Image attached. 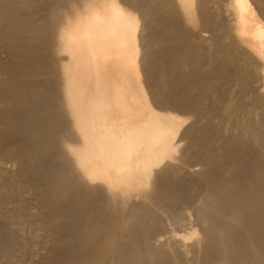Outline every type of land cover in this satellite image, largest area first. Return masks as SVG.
I'll return each instance as SVG.
<instances>
[{
  "label": "bare ground",
  "instance_id": "6f19581e",
  "mask_svg": "<svg viewBox=\"0 0 264 264\" xmlns=\"http://www.w3.org/2000/svg\"><path fill=\"white\" fill-rule=\"evenodd\" d=\"M213 1L142 0L140 3L144 4L145 10L141 6L142 11L139 8L141 13L137 15L129 9L135 8L130 6L133 0H0V263L3 258L6 259L5 264H17L18 259L23 263L28 251L25 246L32 239L46 240L49 250L47 254L44 252L46 255L39 262L29 264H264V168L260 169L264 165V157L252 152L257 147L254 144L261 147L264 144V130L254 141V137L249 135V128L253 126L250 120H247L242 136L233 135L226 140L227 144L224 143V149L219 147L223 149L222 154L215 151V155V147L205 144L204 163L210 166V170L218 171L225 163L234 165L235 170L227 174V180L223 179L230 185L214 181L211 177L207 186L211 195L221 203L209 199L210 196L207 198L211 202L205 201L209 202L211 213H207L205 202L206 211L200 206L195 209L196 220L200 222L198 227L207 224L202 235L192 227L186 228L190 224L182 215V219L185 217V224L181 221L182 226L177 220L180 226L175 223V230V227L173 230L167 227L171 231L166 230L163 235L157 232L158 236L147 238L148 225L152 230L157 223L154 218L158 215L157 212H154L156 215L153 213L155 217L150 214L154 211L151 203H157L161 192L169 195L168 190L173 187L169 177L172 178L175 171L171 166L175 165L176 156L182 153L178 151L184 149L181 145L182 149L178 150L180 144L177 141L183 124L171 110H183L188 99L191 103V98L197 100L201 95H191L186 99L189 94L185 96L184 93L190 89L188 86L183 94L180 92L179 89H186L185 85L197 83L187 74L176 71L181 66L173 68L179 76L173 74L172 69L169 74L176 77L174 81L178 79L176 81L180 82L181 78L184 87L173 82L174 77L167 74L166 69L165 72L163 69L150 72V78L143 79L141 63L150 50V44L143 42V31L140 32V28L145 26L142 23L144 17L150 12H156L154 15L162 12L164 15H161H167L172 21L168 24L173 29L174 25L178 27L174 33L181 29L186 31L184 37L181 32L176 33L183 38L179 35L172 38V28H165L163 34L156 28L163 35L157 38L155 29L161 59V55L171 49L188 57L197 47V43L195 46L193 42L191 44L192 37L190 43L186 42L190 35L194 33L193 38L197 35L201 41L203 31H197L195 20L199 10L201 23L205 24L202 26H207L206 29L212 30L211 34L215 36L212 39L218 48L217 58L224 68L220 72L222 81L228 84L235 82L241 99L233 106V111L246 109L248 101H244L245 105L242 100L248 96L252 99L248 113L252 109L260 110L264 120V0H228L222 8L211 7ZM70 3L76 4L73 5L77 7L75 16L66 26L61 25L56 33L55 19L63 9L66 13L72 11ZM158 19L152 21L150 17L151 22ZM153 24L149 22L150 26ZM187 31L191 33L189 36ZM204 32H207L206 36L209 34ZM168 37L172 38L170 43ZM181 38L186 41H181ZM210 55L206 56L211 58ZM173 58L174 62L176 58ZM210 60L212 62V58ZM200 62L198 59L199 65ZM157 64L153 63L151 71ZM168 76L173 77L172 80ZM164 77L167 80H161ZM150 82L154 84L153 91ZM198 85L202 86L201 83ZM196 86L192 89L195 90ZM201 86L199 89L197 86L199 91ZM227 87L221 96L225 97ZM152 93L159 95L158 101ZM209 93L213 92L207 91V97ZM190 103L185 105V110ZM158 104L166 108L163 111L170 109L171 113L169 110L165 113L158 111ZM196 104L195 101L189 107ZM210 111L206 112L208 126L212 125L211 116L217 115V108ZM214 128L212 125L209 130L220 132L219 127ZM237 142H242V146L232 144ZM179 157L183 159V156ZM245 162H250L251 166ZM190 189L187 195L192 191ZM187 195L184 194L185 197ZM201 198L203 196L200 195ZM184 199L180 203H184ZM159 201L156 206L161 204ZM160 206L157 207L162 214ZM149 214L152 220L148 225L139 223L135 229L129 230V224L143 222ZM227 219H234L235 223ZM162 227L166 229V226ZM37 245L34 246L37 248Z\"/></svg>",
  "mask_w": 264,
  "mask_h": 264
},
{
  "label": "rangeland",
  "instance_id": "374dc122",
  "mask_svg": "<svg viewBox=\"0 0 264 264\" xmlns=\"http://www.w3.org/2000/svg\"><path fill=\"white\" fill-rule=\"evenodd\" d=\"M134 2H131L130 3V6H134L135 8H129L131 11H133V12H135V14H137V15H139L141 12H140V7L142 6V8H143V10H145L144 9V4H142L141 5V3L140 2H142V0H139V1H137V0H133ZM221 1V2H220ZM227 1L228 0H215V1H213L214 2V4L211 6V7H223L224 5H226L227 4ZM138 2V4H136ZM220 2V3H219ZM252 2V1H251ZM140 3V4H139ZM144 3V2H143ZM218 5H217V4ZM222 3V4H221ZM224 4V5H223ZM73 5H76L75 3H70V7H71V9H72V11L70 12V13H66V10H62V12H60V15L55 19V22H54V27H55V29H56V33H57V30L58 29H60V27H61V25H64V26H66L67 25V22L68 21H70L71 19H73L74 18V16H75V13H76V11H77V7H73ZM155 6V5H154ZM138 8V9H137ZM140 8V9H139ZM197 9H199V7L197 6L196 7ZM196 9V10H197ZM209 9V8H208ZM136 10H138V11H136ZM141 11H142V9H141ZM197 12V13H196ZM195 13H196V15H195V20L197 21L196 22V24H197V31L198 32H202L201 33V35L204 37V36H206V33L207 32H204V31H208V35L206 36V37H201V35H200V38H201V41L199 40V38H198V40L196 41V36H194V38H193V34H191V33H189L188 34V31H187V35L189 36L190 34V37L187 39V41H186V39L185 40H183L182 38L184 37L183 35H185L186 34V31L185 30H180L179 32H176V33H180V34H182V36L180 35V34H177V36L180 38V36L182 37L181 38V41L183 40V41H186V42H188V43H190V40H191V44H192V42H193V44L195 43H197L196 45H197V47H194V49L192 50V51H194V54H192L191 56H192V58H194L195 60H192V58H191V56H188V57H184V56H182L181 55V53L179 54V52H176V51H172V49L169 51H165V53L168 55V58H167V55L166 54H163V55H161V57H162V59L160 58V53L158 52L159 51V47H160V45L158 44V39H156V37L157 36H160L161 38L163 37V35L161 36L160 34H159V29L160 30H162V31H160L162 34H163V32H165L164 31V29L165 28H167V29H170L171 30V28L173 29V26L171 27L170 26V24H171V22L172 21H170V20H168V19H170L167 15H166V17L165 16H163L164 15V13H157L158 15H154V13H156V12H152V14H150L149 12H147V13H149V16L151 17V20L152 21H154L155 19H158V21L160 22H158V21H156V22H151V20H150V17L149 16H146V17H144V19H143V22H142V20H141V22L145 25L144 26V29L142 28H140V32L141 31H143V32H141V34H143V42H144V44H145V42H146V44L145 45H149L150 44V46H148V49H150V50H152L151 52H150V50H148V54H146V56L144 55V57L146 58V59H143V61H142V63H141V69H142V71H143V79L144 80H146L147 78H150V72H152L153 73V71H156L157 69H159V70H161V71H163L164 69H166V71L168 72L167 74H169V72H172V71H169V70H173V74L175 73V69L177 68V67H185L184 69H182L181 67H180V71L178 70V69H176V71H178L179 73L181 72L183 75H185V74H187L186 76H188L190 79H192V81H196L197 83H194V85H192L191 83H189L188 85H185V83L183 84V83H181L182 82V80H181V78H179V81L180 82H177L178 81V79H176L175 81H174V79L176 78V77H174L173 75H170V74H172V73H170L169 75L170 76H173V77H170V76H168L169 77V79L170 80H172L171 78H173V82H175L176 84H181V86H183L184 87V85L186 86V89H184V88H182V91H181V89H179L180 90V92L182 93L184 90H187V86H188V88H190V89H188L187 90V92L185 91V96H186V93L187 94H189V95H187V97H186V99L188 98V97H192L193 95L196 97V96H198L199 97V95H201L199 98H196L197 100H195L194 98V100H192V98L190 99L191 100V103H190V101H189V99L187 100L188 102H186V100H185V97L182 95L181 97L182 98H184V100H185V102H186V104L187 103H190V104H188V107H189V105H194L195 104V101H196V103H198V104H196L195 106H190L189 107V109H188V107L186 108V110H185V105L183 106L184 107V109L182 110H178V109H176V111H174L173 109L171 110L172 111V113L174 114V115H176L177 117H179L180 119H181V122H182V130H180L179 132V134H178V137H177V141H178V143L180 144L179 146H180V148H178V150H180V149H182V147H181V145L182 146H184L183 148L184 149H182L183 151H178V152H182V153H180L181 155H177L176 156V162L174 163L177 167H175V168H173V166H175V165H173V166H171L172 167V171H176L177 173H175V171L174 172H172V173H174V174H172L171 172H170V174H172V178H170L169 177V179H171V182H170V185L171 186H173L172 187V191H173V188L175 187V189H174V191H173V194H171L172 192H171V190H168V193H169V195H167L166 193H163V195H162V192L160 193V197H159V199L157 200V203H158V201L160 200V201H162L161 202V204L159 203L158 205H161L162 207H164V209H165V206L167 207V209H163L161 206H160V210L162 211V214H165V212L167 213V211H168V214L166 215L165 214V216L164 215H162L161 213H159L160 211H158L159 210V208L156 206V204L157 203H154L155 201H153L152 203H151V208H152V210H154V211H151V215H153L154 217H155V215L158 213V215H156V217L157 216H164L163 217V219H165L164 221H163V219H161L162 218V216L159 218V217H153L154 219H155V221L157 222L156 223V225H154L155 227L151 230V228H150V224L148 225V223H149V221L150 220H152V217H150V214L147 216V218L145 217L144 219H143V222L141 223L140 221H136V222H134L133 224H129L128 225V227H129V230H133V229H135L137 226H139V223H140V225L141 224H146V225H148V228H149V230H151V231H149L148 230V236H147V238L149 239V238H152V237H154L155 235H159V234H157V232L158 233H160V235H163V233H165V232H167L169 229H171V230H173V228H174V230L177 228V226H180L179 224L181 223V226H182V222H184V218L185 217H187V221H185V222H187V224H190V225H187V227L186 228H189V227H192L194 230H196L197 232H199L198 234L199 235H202V229H204V227H205V229L207 228V224H203V225H200L199 227H198V225H199V221H197L198 219H197V215H196V210L198 209V206H200L199 208H201L202 210H204V211H206L207 210V213H211L210 212V206H209V202L208 201H210L211 202V200H208V198L207 197H210L209 199H213V200H216L217 202L219 201L220 203H221V200H219L218 198H214L212 195H211V190H210V188L208 187L209 186V182H210V179H211V177H212V180H214V181H216V180H218V181H221V182H223L225 185H230V183H229V181H224L223 179H225V177H227V174L228 173H230V172H232L233 171V169L235 170V167H234V165H228V164H226L225 163V166H223V167H221V169H218V171L217 170H210V166L208 167L207 165H205V163H204V155H205V151H206V149H205V147L209 144L210 146H213V148H214V152L216 151H219V152H217L218 154H222V151H223V149H224V146H225V144L224 143H226L227 144V142H226V140H228L229 139V137H231V136H233V135H236V136H242L243 135V128H245L246 126H247V120H250L251 121V123H252V127H250L249 129H250V131H249V135L250 136H252V137H254V141H255V137L256 136H258L259 135V132L261 131V130H264V125H262V121H264L263 119H262V114L260 113V110H255V109H252L253 111L252 112H250V113H248V110L249 109H251V106H250V104H251V101H252V99L250 98V97H245V100H242L243 101V103L245 104V102L244 101H248V102H246V104H248V105H246L247 106V110L246 109H243V110H240V111H233V106H235V104H236V102L237 101H239V100H241L240 99V97H239V95H237V91H236V86H235V82H234V84H232L233 83V81H231V82H229V84H228V82H224V80L222 81V77H221V73L223 72V66H221V63H220V61H218L219 59V57L217 58V53H218V48H217V46H216V44H215V40L214 39H212L213 37H215L214 35H213V33L211 34V32H212V30H207L206 28H207V26L204 28L203 26H202V24L203 25H205L203 22L201 23V19H200V17H199V10H197ZM147 13H146V15H147ZM161 14H163V15H161ZM151 15H153L154 17H152ZM148 17V18H147ZM154 19V20H153ZM161 19H162V21H161ZM166 19V21L167 22H164V20ZM148 20H150L149 22H150V24H153L154 25V28H152L153 27V25H149V22H148ZM147 21V22H146ZM158 22V23H157ZM162 22V23H161ZM170 22V24H168ZM200 22V23H199ZM141 23V24H142ZM147 23H148V25L152 28L151 29V31H149V26L147 25ZM157 25H156V24ZM165 23V27H163V24ZM143 24H142V26L141 27H143ZM170 26V28L169 27H167L168 25ZM172 25H173V23H172ZM147 26V27H146ZM156 26V27H155ZM160 26V27H159ZM200 26V27H199ZM175 27H177V26H175L174 25V29H173V31H171L172 32V38H174L173 36L175 35L176 36V33H174L176 30H178L177 28H175ZM158 30H157V29ZM163 28V29H162ZM201 28V29H200ZM146 29V30H145ZM148 29V30H147ZM155 29L158 31H155ZM180 29V28H179ZM145 30V31H144ZM153 30V31H152ZM145 32V33H144ZM152 34H151V33ZM154 32L156 33V37H155V34H154ZM182 32H184V33H182ZM196 34V33H195ZM210 35V36H209ZM144 36H146L145 38H144ZM148 36H151V38L150 37H148ZM176 36V37H177ZM154 37V38H153ZM165 37V36H164ZM186 37V36H185ZM192 37V38H191ZM147 38V39H146ZM152 38L154 39V44L156 43V46L153 44L152 45ZM157 38H159V37H157ZM167 37H165V39H166ZM172 38H169L168 37V42L170 43V41L169 40H171ZM191 38V39H190ZM190 39V40H189ZM193 39H195L194 41H196V42H194V41H192ZM210 40V41H209ZM200 41V42H199ZM223 41L226 43V41L223 39ZM211 42V43H210ZM148 43V44H147ZM201 43V44H200ZM192 44V45H193ZM195 44H194V46H195ZM206 44V45H205ZM209 44V45H208ZM210 44H211V46H210ZM159 45V46H158ZM188 45H190V44H188ZM203 47H202V46ZM154 46L156 47V48H154ZM191 46V45H190ZM193 47V46H192ZM192 47H190V48H192ZM199 47H201V48H199ZM196 48H197V50H196ZM203 48V49H202ZM156 49V50H155ZM198 49H200V50H198ZM212 49V50H211ZM214 49V50H213ZM211 50V51H210ZM190 51V50H189ZM192 51H191V53H192ZM204 51V52H203ZM207 51V52H206ZM168 52H172V53H168ZM202 52V54H200V53ZM211 52H213V53H211ZM154 53H156V54H154ZM177 54V56H178V59H177V56H176V54ZM151 54V55H150ZM153 54V55H152ZM200 54V55H199ZM205 56H204V55ZM211 54V55H210ZM156 55V56H155ZM175 55V56H174ZM204 56V58H203V56ZM211 56V58H212V62H211V58H209V57H207V56ZM212 55H214V57H212ZM152 56V58L150 59V57ZM166 56V57H165ZM171 56H172V58H171ZM143 57V58H144ZM156 57H158V58H156ZM164 57V58H163ZM173 57H175L178 61H176V59L174 60V62H173V60L172 59H174ZM191 59H190V58ZM154 58H156V59H154ZM171 58V59H170ZM181 58V59H180ZM185 58V60H183ZM186 58H189L190 59V61H189V59L187 60ZM203 58V59H202ZM198 59H199V61L201 60V62H200V65H199V63H198ZM208 59V60H207ZM217 59V60H216ZM146 60V61H145ZM161 60V61H160ZM163 60V61H162ZM168 60H171L170 62L168 61ZM182 60V61H181ZM150 61H151V63H150ZM158 61V62H157ZM181 61V62H180ZM195 61H197V62H195ZM155 62V64H157L156 66V69L154 70L153 69V67H152V71H151V66H153V63ZM157 62V63H156ZM169 62V63H168ZM182 62H184V63H182ZM192 62H194L195 64H192ZM202 62H203V64H202ZM161 63L163 64L162 66H161ZM178 63V65L176 66V64ZM181 63V64H180ZM188 63V64H187ZM198 63V64H197ZM216 63V64H215ZM245 64H246V62H244ZM144 64V65H143ZM164 64H166V65H164ZM187 65V66H186ZM198 67H197V66ZM247 65V64H246ZM172 68H171V67ZM220 66V67H219ZM164 67V68H163ZM166 67H170V68H166ZM216 67V68H215ZM173 68H175V69H173ZM222 68V69H221ZM163 69V70H162ZM145 70V71H144ZM219 70V71H218ZM222 70V71H221ZM185 71V72H184ZM217 71V72H216ZM148 72V73H147ZM164 72H165V70H164ZM187 72V73H186ZM196 74H195V73ZM214 72V73H213ZM221 72V73H220ZM177 73V72H176ZM175 73V75L176 76H179V75H177ZM178 73V74H179ZM188 73H192L191 75L190 74H188ZM213 73V74H212ZM220 73V74H219ZM190 75V76H189ZM192 75H193V78H192ZM196 75V76H195ZM218 76V77H217ZM167 77V76H166ZM166 77H164V78H161V80H163V79H166ZM197 77V78H196ZM195 78V79H194ZM199 78V79H198ZM168 79V80H169ZM149 80V79H148ZM156 80V79H155ZM167 80V79H166ZM198 80V81H197ZM213 80H214V82H213ZM221 80V81H220ZM157 81V80H156ZM158 81H160V78H158ZM165 81V80H164ZM200 81V82H199ZM226 81V80H225ZM151 84L150 85H152L153 86V89H152V87L150 86L149 88L150 89H152V91L154 90V84L152 83V82H150ZM199 83H201L202 84V86L201 85H198ZM227 83V84H226ZM183 84V85H182ZM195 84H197V86H198V89H199V86H201V88H200V91L197 89V86L195 85ZM224 86H223V85ZM158 85V84H157ZM191 85V86H190ZM190 86V87H189ZM195 87L196 86V88H195V90L194 89H192V87ZM212 86V87H211ZM226 86H228L227 87V93H226V95H225V97H227L226 98V100H225V97L224 96H221V95H223L222 94V91L224 90V88H226ZM229 86H230V88L231 89H234V90H231V89H229ZM193 87V88H194ZM148 88V90L149 91H151L150 89ZM214 88V89H213ZM192 89V90H191ZM205 89V90H204ZM207 89V90H206ZM218 89H219V91H218ZM211 91V92H213L212 94H210V95H208L209 97H207L206 95L207 94H205V93H207V91ZM151 91V92H152ZM205 93H204V92ZM216 91V92H215ZM231 93V94H229V92ZM233 91H234V93H233ZM236 91V92H235ZM162 92V93H161ZM180 92L178 93V94H180ZM190 92V93H189ZM196 92V93H195ZM160 93L161 94H163V95H166L165 94V91H162V90H160ZM182 93V94H183ZM192 93V94H191ZM215 93H217V94H215ZM153 94V93H152ZM155 94V93H154ZM153 94V96H154V99L156 100V101H158V99L157 98H160L159 97V95L157 96V94H155L154 95ZM160 94V95H161ZM204 94V95H203ZM219 94V95H218ZM228 94V95H227ZM181 95V94H180ZM192 95V96H191ZM217 95V96H216ZM156 96V97H155ZM162 96V95H161ZM193 96V97H194ZM206 96V97H205ZM216 96V97H215ZM238 96V97H237ZM222 97V98H221ZM234 97V99H232ZM236 97H237V99H236ZM181 98V99H182ZM203 98V99H202ZM224 98V99H223ZM231 98V99H230ZM248 98H249V100H248ZM202 99V100H201ZM230 99V100H229ZM244 99V98H243ZM183 100V99H182ZM218 100L221 102H218ZM234 100V101H233ZM236 100V101H235ZM192 101H193V103H192ZM211 101V102H210ZM225 101V102H224ZM184 102V101H183ZM184 102V103H185ZM230 102V103H229ZM211 103H213V105L215 106L214 108H213V105L211 104ZM202 104V105H201ZM159 105V104H158ZM155 106H157V103H156V105ZM161 106V107H160ZM197 106H199L198 108H197ZM210 106V107H209ZM250 106V107H249ZM158 107H160V108H158ZM158 107H156L157 108V110L158 111H160V112H163V113H165V112H167L168 110H169V112H170V109H168L167 111H163L164 109H166V108H163V106L162 105H159ZM193 107H195L197 110L200 108V110L199 111H197V110H194V108ZM208 107V108H207ZM249 107V108H248ZM162 108V109H161ZM202 108H204V109H202ZM210 108V109H209ZM215 108H217V112H216V116L213 114V116H211V122H212V125H213V127H215V128H218L219 129V133H215V132H211L209 129H212V125H210V126H208L207 125V113H210L211 111L210 110H214ZM229 108H231V110L229 109ZM191 110V111H190ZM204 110V111H203ZM175 113H174V112ZM180 111V112H179ZM194 111H197V113L195 112L194 113ZM201 111V112H200ZM203 111V112H202ZM210 111V112H209ZM255 111V112H254ZM168 112V113H169ZM189 112V113H188ZM201 114H200V113ZM207 112V113H206ZM236 112V113H235ZM258 112V113H257ZM171 113V112H170ZM231 113H233V114H231ZM246 113H247V115H246ZM253 113H254V115H253ZM195 114V115H194ZM198 114V115H197ZM221 114V115H220ZM225 114V115H224ZM260 114V115H259ZM179 115V116H178ZM210 115V114H209ZM220 117H219V116ZM237 117H236V116ZM221 116H223V117H221ZM228 116V117H227ZM241 116V117H240ZM246 116H248V117H246ZM194 118V120H192ZM205 118V119H204ZM233 118V119H232ZM243 118V119H242ZM184 119V120H183ZM262 119V121H260ZM186 120V121H185ZM214 120V121H213ZM255 120V121H254ZM193 122V123H192ZM197 122V123H196ZM200 122V123H199ZM218 124H217V123ZM219 122H221V123H219ZM224 122H226V124L224 123ZM228 122V123H227ZM261 122V123H260ZM224 123V124H223ZM260 123V124H259ZM201 124V125H200ZM206 125V126H205ZM225 125V126H224ZM234 125V126H233ZM255 125V126H254ZM258 125V126H257ZM222 126H223V128H222ZM238 126V127H237ZM240 126H241V128H240ZM208 127V128H207ZM227 127V128H226ZM263 127V128H262ZM214 128V129H215ZM255 129V130H254ZM222 130V131H221ZM253 130V131H252ZM258 130V131H257ZM196 131V132H195ZM203 131V132H202ZM237 131V132H236ZM198 132V133H197ZM210 134H209V133ZM223 132H224V134H223ZM236 132V133H235ZM188 133V134H187ZM202 133H204V134H202ZM258 133V134H257ZM212 134V135H211ZM219 134V135H218ZM187 137H186V136ZM196 135V136H195ZM195 136V137H194ZM200 136V137H199ZM193 139H192V138ZM204 138V139H203ZM181 139V140H180ZM187 139V140H186ZM202 139V140H201ZM207 139V140H206ZM218 139V140H217ZM253 139V138H252ZM191 140V141H190ZM213 140H214V142H213ZM220 140V141H219ZM195 141V142H194ZM207 141V142H206ZM218 141V142H217ZM258 141V140H257ZM234 142V141H233ZM207 143V145L205 146V144ZM215 143V144H214ZM218 144H222V146H219ZM233 145H235V146H242L241 144H242V142L241 143H232ZM259 144H262V143H259ZM192 145V146H191ZM218 146V147H217ZM254 146H257V147H254V151H252L253 153H255V154H261L262 155V157H264V144H262V147H261V145H258V144H254ZM261 147V149H260V147ZM195 147V148H194ZM219 147L221 148H223L222 150L221 149H219ZM197 148V149H196ZM201 148V149H200ZM203 148V149H202ZM218 148V149H217ZM193 149H196V150H193ZM205 149V150H204ZM204 150V151H203ZM261 150V151H260ZM263 150V151H262ZM187 151V152H186ZM256 151V152H255ZM177 152V153H178ZM186 152V153H185ZM204 152V153H203ZM215 152V155L217 154ZM184 153V154H183ZM179 154V153H178ZM179 156H183V159L185 160H183L182 159V157L180 158ZM219 156V155H218ZM189 157V158H188ZM196 157V158H195ZM187 158V159H186ZM181 159V161L178 163V161ZM197 159V160H196ZM199 159H200V161H199ZM192 162H190V161ZM181 163V164H180ZM197 163H199L198 164V166H197ZM200 163H202V164H200ZM247 163V164H246ZM250 163V162H249ZM248 162H245V164L248 166V167H250L251 166V164H249ZM178 164H180L181 166L179 167V165ZM193 164V165H192ZM228 165V166H227ZM230 166H232V167H230ZM264 165L262 164V167L260 168L261 170H262V168H264L263 167ZM171 167H168L169 168V171H171L170 170V168ZM185 167H186V169H185ZM197 167H198V169H197ZM206 167V168H205ZM206 169V171L205 170H203V169ZM228 168V170H226ZM174 169V170H173ZM188 169V170H187ZM229 169H230V171H229ZM182 170V171H181ZM207 170H208V172H207ZM203 171V172H202ZM183 172V173H182ZM189 172V173H188ZM191 172L194 174L193 176H192V174H191ZM205 172V173H204ZM209 172H210V175L208 176V174H209ZM212 172V173H211ZM222 172H223V175H222ZM179 173V174H178ZM186 173H188L187 175H186ZM202 175H201V174ZM177 176H176V175ZM207 174V175H206ZM214 174V175H213ZM221 174V175H220ZM173 176H175V177H173ZM183 176H185V177H183ZM186 177H187V179H186ZM208 177H210V178H208ZM219 177V178H218ZM180 178V179H179ZM182 178H183V180H182ZM206 178H208V179H206ZM220 178H222L221 180H220ZM172 179H173V181H172ZM177 179H179V180H177ZM225 180H227V179H225ZM203 181H204V183H203ZM175 182H177V184L175 183ZM186 182H187V184H186ZM194 182V183H197L196 185H198V183H199V185L198 186H196L194 183L192 184V183ZM172 183V184H171ZM175 183V184H174ZM184 183V184H183ZM190 183V184H189ZM227 183V184H226ZM182 186H180V185ZM205 186H207V187H205ZM183 185H184V187H183ZM186 185H187V187L189 188H192V189H190V190H192L193 192L195 191V189H196V191L194 192V194H195V197L194 196H192V194L193 193H191L192 191H190V193L188 194L189 196H190V194H191V196L190 197H194V201L192 200V198L191 199H189L190 197L187 195V192H189V189L187 188L186 189ZM200 185H203L202 187H200L199 188V186ZM179 186V187H178ZM195 186H196V188H195ZM178 188H180L179 190H178ZM183 189V193H182V189ZM184 188H185V190H184ZM195 188V189H194ZM197 188H198V190H200V191H198L197 190ZM202 188H203V190H202ZM206 188V189H205ZM177 189V190H176ZM205 189V190H204ZM201 190H202V192H201ZM177 193H176V192ZM186 191V192H185ZM199 193H198V192ZM203 191H204V193L206 194V197L204 196L205 194L203 193ZM206 191L209 193H206ZM186 193V195H187V197H185L184 196V194ZM181 193V195L182 196H184V197H182L181 195H179ZM197 193V194H196ZM203 193V194H202ZM166 194V195H165ZM171 194V195H170ZM177 196V197H175V195ZM193 194V195H194ZM198 194H200L201 195V197L203 196V198H201V200L199 199L200 198V195H198ZM208 194V195H207ZM162 195V196H161ZM173 195V198L171 197ZM166 196H169V197H166ZM181 196V197H180ZM198 196H199V198H198ZM175 197V198H174ZM189 197V198H188ZM164 198L166 199V200H164ZM172 201H170L169 199ZM177 198V199H176ZM183 199V198H185L184 200V203H182L183 201H181V203H180V200L181 199ZM196 198V199H195ZM169 201H168V200ZM173 199H174V203H173ZM191 201V206H190V204H189V200ZM208 200V201H205V200ZM218 199V200H217ZM175 200H177V201H175ZM179 200V201H178ZM212 200V201H213ZM159 201V202H160ZM163 201H168L167 202V204L166 203H164ZM199 201V202H198ZM193 202V203H192ZM203 203V202H205L206 204H207V207H208V209H206V204L205 203H203V205L201 204H197V203ZM208 202V203H207ZM155 204V207H154V204ZM172 204L174 207H172V205L170 206V204ZM179 203H180V205H179ZM187 204V205H185V206H183L184 204ZM194 203H196V204H194ZM152 204H153V206H152ZM178 204V205H177ZM178 207V209H177V207ZM183 206V207H182ZM194 206V207H193ZM154 207V208H153ZM170 207H172V208H170ZM180 207V208H179ZM184 207L186 208V209H184ZM171 211H170V210ZM177 209V210H176ZM183 210V213H182V210ZM190 209V210H189ZM196 209V210H195ZM206 209V210H205ZM176 210V211H175ZM195 210V211H194ZM177 212V215H175L174 216V214H175V212ZM179 211V212H178ZM185 211V212H184ZM156 214H155V213ZM170 212V213H169ZM172 212H174V213H172ZM155 215H154V214ZM179 213H181V214H179ZM184 213H185V215H184ZM160 214V215H159ZM188 214V215H187ZM185 216L183 219H182V217L183 216ZM194 215V216H193ZM196 215V216H195ZM177 216H178V218L179 217H181V218H179V219H177ZM148 217H150V218H148ZM160 220H159V219ZM142 219V218H141ZM148 221H147V220ZM153 219V220H154ZM157 219V220H156ZM170 219V221H168L167 222V220H169ZM188 219L190 220V222L188 221ZM197 219V220H196ZM158 220H159V222H161V224H159L158 223ZM178 220V223H179V221H180V223L178 224V223H176V221ZM183 220V221H182ZM196 220V221H195ZM229 220H231V222L232 223H235V221H233L234 219H227V221L228 222H230ZM147 221V222H146ZM162 221H163V224H164V222H165V224L163 225L162 224ZM182 221V222H181ZM151 222V221H150ZM185 222H184V224H185ZM189 222V223H188ZM193 223V225H191L192 223ZM197 222V223H196ZM137 223H138V225H137ZM171 224V225H168V224ZM175 223L176 224H178L177 226L175 225ZM197 225H196V224ZM158 225H160V226H158ZM173 225H175V226H173ZM206 225V226H205ZM135 226V227H134ZM162 226H166V229H165V227H162ZM172 227V228H170V227ZM195 226V227H194ZM201 226H203L202 228H201ZM132 227V228H131ZM159 229H158V228ZM167 227L169 228V229H167ZM163 228H164V232H163ZM184 228V227H183ZM200 228V229H199ZM191 229V228H190ZM156 230V231H155ZM167 230V231H166ZM171 230H169V231H171ZM161 231V232H160ZM155 232V233H154ZM188 232V231H187ZM198 235V236H199ZM163 238H165V236H163ZM34 241V242H33ZM35 241H37L38 243H36ZM29 242H30V244H29ZM45 242H47L46 240H32V239H30V240H28L27 241V244H26V246H25V250L27 251V249L26 248H28V251L26 252L27 254H25V256H24V258H23V263L24 264H26V262H27V264H29V263H35V262H39L40 261V258L42 257V258H44V256L47 254V251L49 250V243L47 242V243H45ZM34 243V244H33ZM43 243V244H42ZM28 244L29 245H31L30 247L28 246ZM37 244H40V245H37ZM34 245H37V248L39 249H37L36 248V246H34ZM45 245V246H44ZM40 246H42V247H40ZM43 247H45V248H43ZM33 249V248H35V249H33V251L32 250H29V249ZM42 248V249H41ZM37 249V250H36ZM43 249H45V250H43ZM35 250V251H34ZM37 251V252H36ZM36 252V253H35ZM44 252H46V254H44ZM29 253V254H28ZM34 253V254H33ZM37 254V255H36ZM38 254H39V256H38ZM29 256V257H28ZM31 256V257H30ZM37 256V257H36ZM27 257V258H26ZM33 257V259H31ZM29 258V259H28ZM37 258V259H36ZM41 258V259H42ZM5 260V261H2V260ZM2 260H1V263L0 264H5V262H6V259L5 258H3ZM35 259V260H34ZM17 260V259H16ZM30 260V261H29ZM21 261V263H22V260H20ZM20 261H19V259L17 260V264H20ZM22 263V264H23Z\"/></svg>",
  "mask_w": 264,
  "mask_h": 264
}]
</instances>
